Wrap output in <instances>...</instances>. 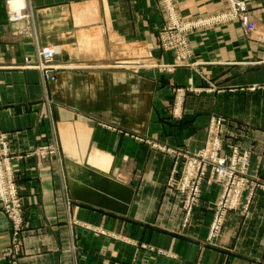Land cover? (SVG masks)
<instances>
[{
	"label": "crops",
	"instance_id": "obj_1",
	"mask_svg": "<svg viewBox=\"0 0 264 264\" xmlns=\"http://www.w3.org/2000/svg\"><path fill=\"white\" fill-rule=\"evenodd\" d=\"M243 1L255 30L197 28L188 36L194 64L133 74L112 64L173 59L156 52L152 34L164 21L157 0H29L31 34L19 37L0 0V133L9 135L27 221L18 264H74L70 231L79 246L75 264H264V191H254L246 211L227 214L216 245H204L216 190L203 191L182 227L177 194L165 187L172 158L151 147L196 149L209 113L223 112L229 134L252 150L249 172L264 180V89H250L264 85V0ZM175 2L181 17L225 5ZM35 44L57 49L56 81L17 67ZM174 86L197 92L186 97L180 120L168 111ZM48 98L51 106L43 104ZM50 142L59 147V171L53 159L29 154ZM72 219L108 235L70 227ZM9 238L0 210V264Z\"/></svg>",
	"mask_w": 264,
	"mask_h": 264
},
{
	"label": "rangeland",
	"instance_id": "obj_2",
	"mask_svg": "<svg viewBox=\"0 0 264 264\" xmlns=\"http://www.w3.org/2000/svg\"><path fill=\"white\" fill-rule=\"evenodd\" d=\"M12 1L5 0V12L8 24L11 27L13 26L14 35L19 37L31 34L29 25L34 14L31 3L29 0H24L23 5L19 7L13 4L10 5ZM157 2L164 14V21L161 27L152 34L156 52L157 54L170 53L173 58L172 62L169 65L159 64L156 58L153 60L150 57H142L134 60H123V62L112 64V67H119L133 74L145 69L155 70L156 72L165 69L167 72H172L177 66L185 64L191 66L194 64L192 62L188 63L192 55L188 36L192 30L226 23H237L247 32L255 30L251 10L243 0H224V8L227 6L225 9L221 8L219 11L212 13L187 17L179 15L175 0H157ZM38 49L41 58H38ZM49 49H52L51 55L50 52H46ZM56 53L57 49L54 47L35 44L34 56L25 57L22 64L17 67L35 69L41 74L44 82H54L57 79V73L61 71L60 65L55 63L54 60ZM189 88L190 86L187 88L172 87L173 103L168 111H170L172 117H177V120L181 119L186 97L191 93H197L193 92L195 89ZM209 89H213L211 84ZM250 89L261 90L264 89V85L259 88L252 86ZM43 104L51 106V98L45 99ZM227 117L219 111L209 113L204 140L201 146L196 149L189 150L180 146L169 147L162 144H151V147L172 158L165 187L177 194V211L181 216L182 227L189 226L190 219L200 203L203 191L208 188L216 190L215 199L210 208L211 220L207 226L205 236L202 238V243L210 246L216 245L227 214L246 211L254 191L257 189L264 191V180L257 174L249 172L252 150L249 147H242L237 140V136L235 135L233 138V135L229 134L227 127L231 120ZM58 152L57 143L50 142V144L37 147L29 154L47 157L48 160L53 159L56 163L55 170L59 171ZM21 158L23 161L25 160L24 157ZM14 164L9 148V135L2 132L0 133V210L9 222L10 233L9 243L4 252L6 264H18L27 225L23 195L18 184ZM235 197L236 200L233 202ZM69 225L70 227L75 225L92 230L98 235H108V232L102 229H93L89 225L80 224L74 219L69 222ZM113 237L115 238V236ZM119 237L121 238H118V240L127 242L123 238L124 236ZM138 247L151 252L156 251L155 254L161 256L167 255L162 250L143 244ZM78 250L76 236L70 231L67 251L71 255L74 264Z\"/></svg>",
	"mask_w": 264,
	"mask_h": 264
},
{
	"label": "bare ground",
	"instance_id": "obj_3",
	"mask_svg": "<svg viewBox=\"0 0 264 264\" xmlns=\"http://www.w3.org/2000/svg\"><path fill=\"white\" fill-rule=\"evenodd\" d=\"M23 2H24V0H13L10 5L13 4V5H16V6H19L20 7L21 5H23ZM39 57L41 58V53H40V51L38 49V58Z\"/></svg>",
	"mask_w": 264,
	"mask_h": 264
},
{
	"label": "built area",
	"instance_id": "obj_4",
	"mask_svg": "<svg viewBox=\"0 0 264 264\" xmlns=\"http://www.w3.org/2000/svg\"><path fill=\"white\" fill-rule=\"evenodd\" d=\"M48 49V48H47ZM46 52H50V55H51V52H52V49H49V50H46ZM236 200V197L233 199V202Z\"/></svg>",
	"mask_w": 264,
	"mask_h": 264
}]
</instances>
